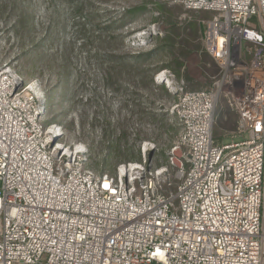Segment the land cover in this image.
<instances>
[{
  "label": "built area",
  "instance_id": "obj_1",
  "mask_svg": "<svg viewBox=\"0 0 264 264\" xmlns=\"http://www.w3.org/2000/svg\"><path fill=\"white\" fill-rule=\"evenodd\" d=\"M169 1L209 13L200 40L219 72L197 90L155 73L180 126L165 164L146 148L93 169L85 143L46 123L41 85L0 64V264H264V0ZM221 96L244 139L214 140Z\"/></svg>",
  "mask_w": 264,
  "mask_h": 264
},
{
  "label": "rangeland",
  "instance_id": "obj_2",
  "mask_svg": "<svg viewBox=\"0 0 264 264\" xmlns=\"http://www.w3.org/2000/svg\"><path fill=\"white\" fill-rule=\"evenodd\" d=\"M207 18L169 0H0V64L41 85L46 123H60L67 140L85 143L93 169L113 173L119 163L142 159L146 148L147 161L165 164L180 126L170 112L176 95L154 75L168 69L188 90L208 86L219 68L199 53V20ZM167 21L196 28L191 38V25L186 31L195 49L185 58L169 47L153 55ZM153 24L155 34L134 45L136 33ZM134 57L145 59L135 64ZM237 119L221 96L212 129L217 143L246 137L235 135Z\"/></svg>",
  "mask_w": 264,
  "mask_h": 264
},
{
  "label": "trees",
  "instance_id": "obj_3",
  "mask_svg": "<svg viewBox=\"0 0 264 264\" xmlns=\"http://www.w3.org/2000/svg\"><path fill=\"white\" fill-rule=\"evenodd\" d=\"M130 11H132V10H129L128 13H130ZM167 25H168V27L165 30V35H163L162 37L156 38L157 48L152 51L153 55H157V52L160 51V48L162 49V48H166V47L168 48L169 47L170 50H171V48H177L179 50L178 58H185L187 56V54H189L193 49H195V46H189L187 44V38H189L188 35H190V38L196 35V28L194 29V27L192 26L193 25L192 22L190 24L187 23L184 25L183 24L179 25L175 21H167ZM190 25H191V31H190V34H188V33H186V31H187L188 27H190ZM196 49H199V47L196 46ZM199 51H200L199 53L201 54L203 59H205V60L209 59L211 63H214L212 58L204 50V48H201ZM170 52H172V51H170ZM143 59H145V58L138 57V58L133 59L132 61L135 64H141V63H143V61H142ZM179 65H180V63H179Z\"/></svg>",
  "mask_w": 264,
  "mask_h": 264
}]
</instances>
